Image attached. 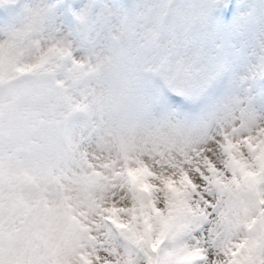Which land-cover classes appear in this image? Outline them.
<instances>
[{
	"label": "snow or ice",
	"instance_id": "1",
	"mask_svg": "<svg viewBox=\"0 0 264 264\" xmlns=\"http://www.w3.org/2000/svg\"><path fill=\"white\" fill-rule=\"evenodd\" d=\"M231 11L205 0L209 22ZM208 88L146 82L142 115L99 128L48 184L0 188V264H36L53 239L71 248L57 264H264V105L212 108Z\"/></svg>",
	"mask_w": 264,
	"mask_h": 264
},
{
	"label": "clouds",
	"instance_id": "2",
	"mask_svg": "<svg viewBox=\"0 0 264 264\" xmlns=\"http://www.w3.org/2000/svg\"><path fill=\"white\" fill-rule=\"evenodd\" d=\"M229 3L209 22L205 0H0V188L48 184L90 128L133 117L146 82L190 74L264 105V0ZM29 255L53 264L71 248Z\"/></svg>",
	"mask_w": 264,
	"mask_h": 264
},
{
	"label": "rangeland",
	"instance_id": "3",
	"mask_svg": "<svg viewBox=\"0 0 264 264\" xmlns=\"http://www.w3.org/2000/svg\"><path fill=\"white\" fill-rule=\"evenodd\" d=\"M254 104V110H259V108L261 107V105L255 100V98H250ZM228 101H230L227 98V91L226 90H221L219 93L215 94V95H209L208 99L206 101V106L212 107V108H217L220 107L222 105H224L225 103H227ZM79 111H82L83 109H78ZM142 115V109L140 107V105H138L136 112L134 113L133 117H140ZM101 127H108V126H101ZM101 127H96L93 126L92 128H90L87 132H85L84 135L79 137V141L77 144V148L80 149L81 152H85V151H89L90 150V145L84 143L93 133L97 132L99 128ZM83 144V147L81 148L80 145ZM48 246H50L51 248H55L56 246V241L55 239H53L52 241L49 242ZM58 259L53 261V264H57Z\"/></svg>",
	"mask_w": 264,
	"mask_h": 264
}]
</instances>
